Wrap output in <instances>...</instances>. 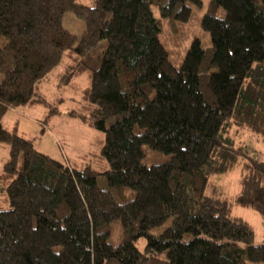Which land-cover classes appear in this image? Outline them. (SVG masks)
<instances>
[{
  "label": "trees",
  "instance_id": "16d2710c",
  "mask_svg": "<svg viewBox=\"0 0 264 264\" xmlns=\"http://www.w3.org/2000/svg\"><path fill=\"white\" fill-rule=\"evenodd\" d=\"M189 2L202 4L0 0V146L9 149L0 159L9 202L0 209V264H264V244L212 180L239 168V200L264 216V153L244 138L264 145V0H211L203 20L211 46L195 39L177 67L152 4L187 21ZM67 12L85 21L79 40L64 25ZM61 66L63 81L88 79L84 105L69 113L104 132V171L57 160L2 121L9 109L48 103L40 87ZM144 145L170 160L143 163ZM115 188L135 196L120 201ZM117 220L127 236L115 245Z\"/></svg>",
  "mask_w": 264,
  "mask_h": 264
},
{
  "label": "rangeland",
  "instance_id": "374dc122",
  "mask_svg": "<svg viewBox=\"0 0 264 264\" xmlns=\"http://www.w3.org/2000/svg\"><path fill=\"white\" fill-rule=\"evenodd\" d=\"M88 6H95L96 0H78ZM198 5L193 2L188 4L192 8V16L187 21L174 17H163L157 3L152 4L156 18L160 20V40L167 50L170 60L175 66L180 67L193 41L199 39L202 46L207 49L211 46L210 33L205 29L203 20L210 11L211 0H201ZM214 14L223 17L226 11L218 7ZM64 25L77 35L79 40L85 30V21L73 12L64 16ZM5 43V38H0V46ZM70 60L66 61L68 63ZM63 66L59 67L48 81L40 87L41 94L47 102L27 105L18 109H9L3 118V123L8 128L16 127L21 134L32 139L35 147L49 156L80 168L90 165L94 170L104 171L108 165L101 158L103 149L104 132L94 128L81 117H73L69 112L79 111L85 103L83 90L88 86L86 76L70 78L63 81L61 73ZM3 74L0 73V81ZM244 138L252 149L264 153L263 143L245 133ZM145 157L143 163L147 165L160 164L170 160V155L156 151L148 145L143 146ZM9 149L6 144L0 146V159L8 158ZM101 186L107 187L104 175H99ZM215 182V192L223 195L231 204L233 215L248 222L254 229V243L264 244V216L256 209L245 206L239 200L240 169L230 173L216 175L212 178ZM114 192L120 201L132 199L135 191L130 188H115ZM208 194L211 191L207 192ZM9 207L6 192L0 189V209ZM168 219L164 224L150 230V234L159 236L171 224ZM127 233L122 222L117 220L111 224L110 242L118 245L124 241ZM189 234L184 239L188 241ZM147 238L143 237L138 242V247L144 250ZM245 264H263L262 262L246 261Z\"/></svg>",
  "mask_w": 264,
  "mask_h": 264
}]
</instances>
